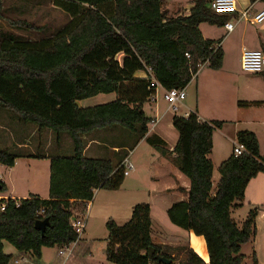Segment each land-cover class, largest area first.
Here are the masks:
<instances>
[{
  "label": "trees",
  "instance_id": "obj_1",
  "mask_svg": "<svg viewBox=\"0 0 264 264\" xmlns=\"http://www.w3.org/2000/svg\"><path fill=\"white\" fill-rule=\"evenodd\" d=\"M212 1L194 0L188 15L170 16L163 0H53L70 19L59 32L39 40L0 34V111H8L40 131L51 130L58 144L64 134L74 144L72 156H50L49 199L31 196L19 200V206L13 199L6 201V211H0V264H16L27 255L32 264H40L44 248L73 244L78 235L71 220L88 211L95 191L121 188L124 158L116 166L110 159L85 157L83 137L119 126L134 134L136 142L145 138L152 119L144 106L154 91L149 80L136 77L138 73L150 68L163 88L172 90L187 88L206 64L214 71L222 69L224 52L216 46L221 40L206 39L200 27H224L231 15L213 11ZM0 20L13 27L42 30L26 21L6 19L4 0H0ZM101 94H116L117 98L100 106H79ZM259 104L241 102L239 107ZM224 124L203 122L196 113L173 118L179 134L175 161L190 181V190L188 201L174 204L167 215L174 226L203 237L209 254L206 263L193 249H185L181 264H244L247 257L242 247L257 234L259 207L250 211L241 228L231 215L243 202L251 180L264 173V158L254 132L237 134L236 143L245 151L238 157L232 153L221 164L213 191L212 139ZM147 141L165 152L158 137ZM18 158L19 154L0 148L1 165L14 167ZM0 186V193L7 191L1 180ZM39 221H48L44 232L36 229ZM106 227L108 262L160 264L157 257L164 256L176 264L153 242L149 204L135 206L124 226L110 220ZM5 243L19 255H7ZM252 259L257 264L255 254Z\"/></svg>",
  "mask_w": 264,
  "mask_h": 264
},
{
  "label": "rangeland",
  "instance_id": "obj_2",
  "mask_svg": "<svg viewBox=\"0 0 264 264\" xmlns=\"http://www.w3.org/2000/svg\"><path fill=\"white\" fill-rule=\"evenodd\" d=\"M192 1L193 0H165V7L169 8V10L171 9V14L173 13L172 10L176 11L177 9L183 12L188 6L192 5ZM174 5L177 6L174 7ZM263 7L264 5L259 3V6L256 8L261 10ZM4 17L8 20L15 21V23L26 21L27 23L33 24L38 29H42L41 31H36L28 28L13 27L10 26L7 21L0 20V34H14L30 40H39L43 37L46 38L51 36L52 34L59 32L70 20L65 12L54 6L53 0H4ZM258 27H264V24H253L250 26V29L255 30V28ZM202 29L207 38L216 42L227 36L226 32L219 27L205 25ZM237 36L238 33L236 32L227 38L226 44L231 48L225 69L220 72H213L209 66L205 65L194 77V83L191 84L189 89V101H187V103L192 102L198 96L200 104L203 105L206 110V113L201 116L206 120H209V118H216V120L220 121L228 119L232 120L230 122L234 124L233 121H237L236 118L239 117V114L237 113L239 103L247 98L244 90L245 82L256 81L258 77H262L260 75L246 73L241 69ZM216 46H219V44H216ZM118 58L121 60L122 56H119ZM116 98V94H103L101 96L81 101L79 102V106L82 108L100 106L108 104L113 100H116ZM182 104L184 103L182 102ZM182 104H179V110L176 112V115L178 116L189 113ZM145 108L148 115H151L149 106H145ZM261 111L264 117V109ZM173 114H175L174 111ZM235 124H240V122ZM161 126L163 128L167 127L165 124H162ZM240 128H243V126H240ZM109 131L112 133L110 134ZM39 133H43V136H39ZM49 133H52L53 148L48 153L52 154V156L60 155L67 157L74 154V144L69 135H62L61 141L58 144L57 136L51 130L40 131L34 125L21 123L19 119L10 112L5 110L0 111V148L3 150H9L13 153L25 156L29 153L30 149L18 150V145L22 143L31 146L37 145L40 142L41 137V143H45V140L48 142ZM100 133L109 138L106 143L116 145L121 144L120 142L123 141L124 134L128 136L130 135L128 130L122 129L119 126H116L111 130L104 129ZM165 133H168V131L165 130ZM135 144L136 139H133L132 145H130L127 150L128 153L133 150ZM69 146L70 150H68ZM39 152L38 156L43 157L45 153L43 144L42 149H39ZM122 153H125V151H122ZM150 153L157 155V152L149 146L148 143L142 144L138 150L134 152L131 157V162L135 165V172L125 178L129 180L130 183L126 189L123 188L117 193L104 192V194H102L103 196L95 195L94 203L90 206L89 212L87 213L85 233L76 247L74 257L68 264H114L108 262L106 257V249L109 243V231L106 225L111 219L119 226H124L130 221L134 207L139 204V199H137L138 197L136 195L137 191L142 189L146 190L149 186L147 180V177H149L148 171L143 166V160L146 156L150 155ZM109 158H111V153L104 159ZM23 163L26 164L28 161L24 160ZM42 167L43 165L34 166L31 167V170L26 171V174H24L25 182L22 183V185L20 183L18 189L28 191L32 189V186H35L41 197L48 196L49 194L46 195L45 193L47 188L49 190V185L46 184V179H41L38 176L35 177V173H33L34 168L38 170ZM1 171L2 174L7 177L10 170L8 168H1ZM41 172H43V169ZM219 177V172L216 171L213 191L217 188ZM137 185L140 186L137 187ZM243 212L244 210L241 211L239 215ZM83 216L84 214H77L76 218H81ZM151 218L154 222V228H159L164 232V235H167L168 237L176 234L186 235L187 233L174 226L170 222L167 213H165L164 209L161 207L153 209ZM236 218L237 217L235 216L234 219ZM173 247L176 248L163 249V251L166 254L171 255L176 264L184 263L185 249L187 248L186 243L179 242V244ZM250 247V245L246 246L244 248V253L250 254ZM59 249V247L44 249L42 261H44L45 264L64 263V261L58 256ZM5 252L7 255H17V251L8 243H5ZM252 260L253 259H249L251 262L248 261L246 264H252ZM30 261L33 262L32 259H30Z\"/></svg>",
  "mask_w": 264,
  "mask_h": 264
},
{
  "label": "crops",
  "instance_id": "obj_3",
  "mask_svg": "<svg viewBox=\"0 0 264 264\" xmlns=\"http://www.w3.org/2000/svg\"><path fill=\"white\" fill-rule=\"evenodd\" d=\"M163 2H164V8H166L169 11L170 16H174V15L178 16L182 14L188 15L191 7L193 6L194 0L192 1V5L188 6V8L185 9L183 12L177 9L176 11L172 10L173 12L172 14L170 13L171 9L169 10V8L165 7V0H163ZM235 2L240 12L249 10L251 13H256L260 11L256 8L257 6H259V3L264 5L263 0H235ZM175 6L177 5H174V7ZM227 23H233L235 25V28L234 31L229 32L227 31L225 26L219 27L226 32L227 36L226 38L221 39V43L218 46L223 49L224 63L222 69L216 72L223 71L226 67L228 55L231 48L226 44L227 38L229 36L235 34L236 32L238 33L237 37L239 42L238 49H239L240 66L242 60V53L245 49L262 50V46L264 44V27L255 28L256 31L250 29V26H252L253 24L244 21V19H242L241 17V14L239 13L232 14L229 17ZM205 25L208 24H202L200 29L202 31L203 36L206 39H209L205 36L202 29L203 26ZM211 27H217V26H211ZM206 66L209 65L206 64ZM211 71L214 72V70L212 69ZM263 73L255 74V75L262 76ZM136 77L142 78L143 72L138 73ZM192 83L194 82L192 81L190 85L187 87V98L183 102L184 104H182V106H184L189 111V113H186L185 115L182 116L188 117L189 114L196 113L197 116L200 118V120L203 122L220 121V120H216V118L214 119L209 118V120H206L201 116L202 114L206 113V110L205 107L200 104L198 96L192 102L187 103V101H189V89ZM244 90L246 93L245 96L247 98H245L246 100L242 102H250V103L260 102L261 104L251 106L248 108L239 107L237 109V113L239 114V117L236 118L237 121H233L234 124L230 122L232 120L223 119V122H225L224 126L221 129H216L214 131L213 139H212L213 150L210 155V159L214 166L213 178H212L213 187L215 183L214 179L216 176V171L219 172V167L221 166V164L232 156L234 145L237 142V134L240 131L248 130L254 132L257 135L260 143V153L261 156L264 158V117L261 111L262 109H264V78L258 77L256 81L245 82ZM145 106L146 107L149 106V111L151 115H148ZM145 106H144V111L146 115L152 119V122L148 125V132L145 138L136 142L132 151H130L129 153L127 152L130 145H132V140L135 139L136 137L134 134L130 132H129L130 133L129 136L124 134L123 141L120 142L121 144L116 145V144L106 143L109 138L103 135L102 133H100L103 130H98L83 137V142L85 146L84 156L90 159H104L106 156H109L111 153V158L109 159L114 162V165L117 166L119 164L121 157L124 158L121 161V163L124 165L127 159L131 161V157L133 156L134 152L137 151L142 144L148 143L147 140L149 138L158 137L159 139H161L164 142L163 149L165 150V152L163 153L148 143V145L151 146L157 152V155L150 153V155L144 158L143 166L148 171L149 177H147V180L149 186L148 189L146 190L145 189L138 190L136 195L138 197L137 199H139L138 200L139 204L150 205L151 213L153 209L156 207H161L162 209H164L165 213H167L168 210L174 204L188 201L190 181L180 171L175 161L176 154L174 150L179 140V134L173 126V118L176 116V113L174 112L175 114H173V110L165 102L161 92H159L158 100L156 103L147 102ZM153 122L155 123L154 125L152 124ZM237 122H240V124H235ZM162 124H165L167 127L163 128L161 126ZM240 126H243V128H240ZM111 129H107V130H111ZM165 130H167L168 133H165ZM109 133L111 134L112 132L109 131ZM39 136H43V133H39ZM48 137H49L48 142L45 140V143H41L42 140L41 137L40 142L34 146L26 145L24 143L18 145L17 147L18 150L30 149V151L25 156L20 155V158L16 160L14 167H6L0 164V180L7 187L6 192L0 193V199L23 200V199H28L31 196H36L40 199H49L50 178H51L50 156H52V154L48 152H50V150H52L53 148L52 133L51 134L49 133ZM42 144L44 145V151H45L43 157L38 156L40 153L39 149H42ZM68 150H70V146ZM122 151H125V153H122ZM24 160H27L28 163L24 164L23 163ZM42 165L43 167L38 170L34 168L33 173H35V177L38 176L41 179L42 178L46 179V184L49 185V190L47 188L45 190V193L46 195L47 194L49 195L45 197H41L38 194L37 187L35 186L34 187L32 186V189L28 191H24V189H18L20 183L22 185V183L25 182L24 174H26V171L31 170V167L42 166ZM1 168H8L10 170L9 175L8 176L6 175L7 177H5L2 174ZM42 169L43 172H41ZM133 172H135V168ZM129 184H130L129 180L125 179L123 185L119 190L116 191L97 190L95 191V195L97 194V196H103L102 194H104V192L117 193L121 191L123 188L126 189ZM139 186L140 185H137V187ZM215 191L216 190H214V192ZM95 195L92 202L89 204L87 213L89 212L90 206L94 203ZM256 207L260 208V212L256 218L257 234L252 242L243 245L242 247V254H244L247 257L244 264H246L249 261V259H252L254 254L256 255L257 258V264H264V173L259 174L248 184L243 202L240 203L238 207L232 209L231 212L232 218L234 219L235 216L237 217L236 219H234V221L241 228L243 223L246 221L250 211ZM243 210L244 212L239 215V213ZM152 239L155 244L162 246L163 249L176 248L173 246L179 244V242H185L187 246L186 249L188 248L193 249L206 263H209V254L205 239L203 237L196 236L192 232H187L186 235L176 234L174 236L168 237L167 235H164V232H162L159 228L156 229L154 228V222L152 219ZM248 245L251 246L250 254L244 253V248ZM44 249H49V248H44ZM18 255L19 254L17 253V255L14 256L17 257ZM21 258H27L30 260L31 256L27 255V256H22ZM42 259H43V253H42ZM42 259L40 261V264H45L44 261H42ZM252 262H253L252 264H255L254 260H252Z\"/></svg>",
  "mask_w": 264,
  "mask_h": 264
},
{
  "label": "built area",
  "instance_id": "obj_4",
  "mask_svg": "<svg viewBox=\"0 0 264 264\" xmlns=\"http://www.w3.org/2000/svg\"><path fill=\"white\" fill-rule=\"evenodd\" d=\"M210 7L213 11L218 14H241L244 21L251 24H262L264 23V8L256 13H251L249 10L240 12L235 0H214L211 2ZM227 31H234L235 25L233 23H227L225 25ZM241 68L244 72L250 74H261L264 72V52L262 50H251L245 49L242 53ZM150 81V90H153V94L149 98L150 103H156L158 100L159 92H161L163 99L170 106V108L176 113L179 110V104L181 105L187 98V88L184 89H172L167 90L156 80L153 71L147 68L143 72V77ZM155 124L154 122L152 123ZM245 151L244 146L240 144H235L233 148L234 156L238 157ZM134 164L127 159L124 164V176H129L134 171ZM5 200V203L2 201ZM9 199H0V211L5 212L7 209V203ZM15 200V199H13ZM16 201V206H19V200ZM90 204V203H89ZM89 207V205H88ZM44 214V211L40 213V216ZM87 224V212L81 218H74L71 220V226L75 233L78 235L76 242L69 246H65L59 249L58 256L64 261L62 264H68L75 255L76 247L81 241L83 234L86 230ZM32 264V262L27 258H21L16 261V264Z\"/></svg>",
  "mask_w": 264,
  "mask_h": 264
},
{
  "label": "water",
  "instance_id": "obj_5",
  "mask_svg": "<svg viewBox=\"0 0 264 264\" xmlns=\"http://www.w3.org/2000/svg\"><path fill=\"white\" fill-rule=\"evenodd\" d=\"M0 190H1V186H0ZM47 224L48 221H39L36 223V229L44 232ZM157 260L160 264H172V261L164 256H158Z\"/></svg>",
  "mask_w": 264,
  "mask_h": 264
}]
</instances>
